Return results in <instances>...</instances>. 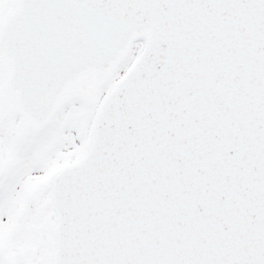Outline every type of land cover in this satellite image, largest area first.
<instances>
[{"label":"snow or ice","instance_id":"1","mask_svg":"<svg viewBox=\"0 0 264 264\" xmlns=\"http://www.w3.org/2000/svg\"><path fill=\"white\" fill-rule=\"evenodd\" d=\"M0 264H264V0H0Z\"/></svg>","mask_w":264,"mask_h":264}]
</instances>
